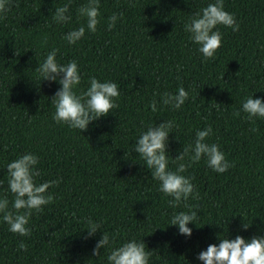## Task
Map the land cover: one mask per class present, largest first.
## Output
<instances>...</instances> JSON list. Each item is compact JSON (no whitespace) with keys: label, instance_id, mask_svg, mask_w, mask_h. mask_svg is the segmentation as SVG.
I'll return each mask as SVG.
<instances>
[{"label":"trees","instance_id":"obj_1","mask_svg":"<svg viewBox=\"0 0 264 264\" xmlns=\"http://www.w3.org/2000/svg\"><path fill=\"white\" fill-rule=\"evenodd\" d=\"M65 2L5 0L8 11L0 15V196L10 207L6 165L25 152L39 158L37 183L58 181L48 189L53 200L32 211L26 236L0 221V264H107L103 248L92 254L101 231L114 237L113 246L143 240L149 264H202L197 254L221 237L264 235V119L241 111L247 96L264 98V0H223L239 29L217 25L222 43L210 59L189 40L184 23L212 0H100L97 31L86 30L72 45L63 35L84 23L77 9L87 0H72L70 21L55 23L52 11ZM114 12L123 15L109 30ZM52 48L59 63H78V93L92 76L118 85L117 108L82 132L52 119L60 85L34 71ZM179 86L188 92L185 103L163 105L161 95ZM165 120L173 121L170 168L176 167L171 157L207 125L213 129L207 141L233 165L216 173L202 158L183 173L195 191L187 203L198 212L190 237L168 225L174 211L188 209L169 205L133 151L141 130ZM88 217L101 231L85 238Z\"/></svg>","mask_w":264,"mask_h":264},{"label":"clouds","instance_id":"obj_2","mask_svg":"<svg viewBox=\"0 0 264 264\" xmlns=\"http://www.w3.org/2000/svg\"><path fill=\"white\" fill-rule=\"evenodd\" d=\"M72 0H67L52 11V20L58 24L68 23L71 19L70 5ZM100 0H87L77 9V16L84 23L68 30L63 39L69 44H75L84 35L85 31L96 32L100 23ZM8 11L5 0H0V15ZM122 13H112L107 17V29L111 30L121 17ZM217 25L231 27L233 31L239 29L232 13L224 8L223 0H212L206 6L195 12L187 22L184 29L189 34L188 38L197 45V51L203 59L213 58L222 43V34ZM58 49L52 48L42 60H38L35 73L39 80L57 82L60 87L51 98L54 107L52 119L57 123L66 124L71 129L81 132L89 124L106 116L117 108L116 98L120 91L114 81L100 80L95 76L89 77L88 87L77 92L81 82L78 63L69 60L61 64L57 61ZM188 92L179 86L175 93L164 92L161 103L171 109H179L187 100ZM150 108L157 110V102L152 101ZM241 111L247 114L248 119H264V98L247 96L241 103ZM173 128V121L165 120L159 124H148L139 132L133 145V151L143 161L150 171L151 178L158 182V190L169 197V205L175 209L182 202L187 211H174L168 220V225L178 228V233L190 237L192 228L190 222H197L198 212L187 201L189 197L195 198L194 185L189 176L184 175L187 167L192 163L204 159L207 167L216 173H224L232 163L226 159L225 153L217 143H210L207 138L212 134L211 125L195 132L191 143L183 144L182 151L173 158L175 169L169 167V154L167 152L169 134ZM178 139V138H177ZM39 158L32 152H25L7 163V191L12 194L11 206L7 196H0V221L7 224L8 231L26 236L30 229L29 218L32 211H40L44 205L53 200V195L48 192L50 186L57 184V180H45L37 183L36 177L40 171L36 167ZM23 210V211H21ZM87 230L85 238L101 231V223L91 217L86 219ZM250 224H243L247 229ZM101 238L92 249V254L99 255V250L104 249L107 264H149L151 252L146 250L143 240L136 237L129 238L113 246L114 237L101 231ZM20 249H26L23 241ZM197 260L202 264H264V235L245 238L236 235L234 238L221 237L218 244H208L197 254Z\"/></svg>","mask_w":264,"mask_h":264}]
</instances>
